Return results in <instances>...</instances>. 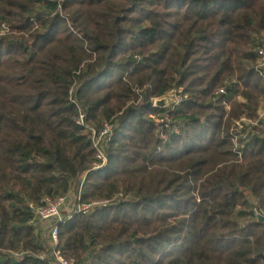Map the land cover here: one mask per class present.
Wrapping results in <instances>:
<instances>
[{"label": "trees", "instance_id": "obj_1", "mask_svg": "<svg viewBox=\"0 0 264 264\" xmlns=\"http://www.w3.org/2000/svg\"><path fill=\"white\" fill-rule=\"evenodd\" d=\"M262 32L264 0H0V264H46L29 204L83 177L81 203L122 196L58 224L79 263L264 264V124L241 157L232 134ZM80 110L114 124L97 170Z\"/></svg>", "mask_w": 264, "mask_h": 264}, {"label": "built area", "instance_id": "obj_2", "mask_svg": "<svg viewBox=\"0 0 264 264\" xmlns=\"http://www.w3.org/2000/svg\"><path fill=\"white\" fill-rule=\"evenodd\" d=\"M255 52L258 55V70L264 77V38L261 43L255 48ZM182 89H173L170 91L174 96V103L178 104L182 101L181 92ZM219 92H222L220 90ZM73 93V89L71 90ZM169 93V94H170ZM75 101L74 99H72ZM226 104V103H225ZM226 107L229 106L226 104ZM76 122L79 125L88 127L91 134V139L94 146L97 149L96 160L93 163V170L102 168L107 163V157L104 151L105 144L110 141L114 132V124L112 122H105L102 129H97L93 126H89L86 121L85 113L80 110L76 118ZM264 124V100L257 110L255 116H242L240 117L235 126L232 129V134L235 142V150L239 153V157L242 156V148L244 144L248 142L251 137L259 133V129ZM84 178L82 179L79 189L76 192L74 199L71 194L58 196L56 198H46L43 203L35 204L30 203V209L33 213V218L30 221L37 228V232H40L46 238H48V247L45 251L40 252L36 257L46 262V264H83L77 262L74 258L67 257L63 254L62 250L58 247L59 245V223L65 219L71 218L75 213L86 211L95 205H104L109 202L113 203L118 200L122 194L116 195L113 199L96 201L91 204L81 203V192L84 184ZM67 212L65 213V211ZM255 215H258L257 209H254ZM48 234V236H47ZM19 256L20 254H16Z\"/></svg>", "mask_w": 264, "mask_h": 264}, {"label": "water", "instance_id": "obj_3", "mask_svg": "<svg viewBox=\"0 0 264 264\" xmlns=\"http://www.w3.org/2000/svg\"><path fill=\"white\" fill-rule=\"evenodd\" d=\"M173 103H174V96L171 93L164 96V97L157 98L154 101L155 106H159L162 108H167V107L171 106ZM262 218H263V216L261 217V219Z\"/></svg>", "mask_w": 264, "mask_h": 264}, {"label": "rangeland", "instance_id": "obj_4", "mask_svg": "<svg viewBox=\"0 0 264 264\" xmlns=\"http://www.w3.org/2000/svg\"><path fill=\"white\" fill-rule=\"evenodd\" d=\"M259 37H263L264 38V32H262V33H260V35H258ZM78 185H75V186H73L72 187V189L70 190V194H71V197H72V199H74V196H75V194H76V192L78 191ZM67 212V210L65 211V213ZM47 236H48V234H47Z\"/></svg>", "mask_w": 264, "mask_h": 264}]
</instances>
